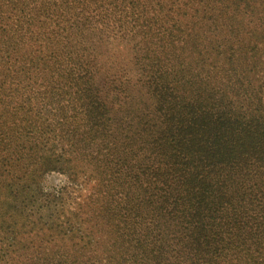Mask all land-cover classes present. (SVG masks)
I'll use <instances>...</instances> for the list:
<instances>
[{
  "label": "trees",
  "instance_id": "trees-1",
  "mask_svg": "<svg viewBox=\"0 0 264 264\" xmlns=\"http://www.w3.org/2000/svg\"><path fill=\"white\" fill-rule=\"evenodd\" d=\"M0 264H264V0H0Z\"/></svg>",
  "mask_w": 264,
  "mask_h": 264
},
{
  "label": "rangeland",
  "instance_id": "rangeland-1",
  "mask_svg": "<svg viewBox=\"0 0 264 264\" xmlns=\"http://www.w3.org/2000/svg\"><path fill=\"white\" fill-rule=\"evenodd\" d=\"M60 177L58 175H51L49 177V179H47V181L45 182V184L47 186H57L58 184H60Z\"/></svg>",
  "mask_w": 264,
  "mask_h": 264
}]
</instances>
